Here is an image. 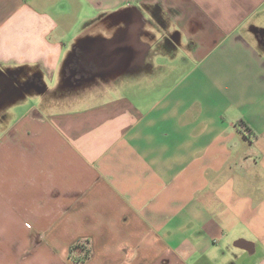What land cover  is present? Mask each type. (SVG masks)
Segmentation results:
<instances>
[{"label":"crops","instance_id":"0c3cea01","mask_svg":"<svg viewBox=\"0 0 264 264\" xmlns=\"http://www.w3.org/2000/svg\"><path fill=\"white\" fill-rule=\"evenodd\" d=\"M0 264H264V0H0Z\"/></svg>","mask_w":264,"mask_h":264},{"label":"flooded vegetation","instance_id":"af4514ba","mask_svg":"<svg viewBox=\"0 0 264 264\" xmlns=\"http://www.w3.org/2000/svg\"><path fill=\"white\" fill-rule=\"evenodd\" d=\"M117 45L119 47L118 53H122V43H118ZM94 50L96 53H99V51H101L100 53H110V52L112 53V51L108 48H105L102 51V50H97V48L94 47ZM76 53H93V51L91 50V47L90 48L84 47L82 49H79ZM76 63H77L75 64L76 67H73V69H75L77 73L76 75H74L76 80L79 81L85 79L91 80L97 77L98 75H103L101 71L102 69H100L98 64H95L94 61L88 56L82 55V58H80Z\"/></svg>","mask_w":264,"mask_h":264},{"label":"rangeland","instance_id":"374dc122","mask_svg":"<svg viewBox=\"0 0 264 264\" xmlns=\"http://www.w3.org/2000/svg\"><path fill=\"white\" fill-rule=\"evenodd\" d=\"M87 92H88V91H87ZM83 93H86V91H83ZM34 95H35V94H31L30 99H34Z\"/></svg>","mask_w":264,"mask_h":264},{"label":"trees","instance_id":"16d2710c","mask_svg":"<svg viewBox=\"0 0 264 264\" xmlns=\"http://www.w3.org/2000/svg\"><path fill=\"white\" fill-rule=\"evenodd\" d=\"M77 248H78L77 246L73 247V248L71 249V252L76 251Z\"/></svg>","mask_w":264,"mask_h":264},{"label":"built area","instance_id":"2783aa9c","mask_svg":"<svg viewBox=\"0 0 264 264\" xmlns=\"http://www.w3.org/2000/svg\"><path fill=\"white\" fill-rule=\"evenodd\" d=\"M27 226H28V227H31V224H30V223H27Z\"/></svg>","mask_w":264,"mask_h":264}]
</instances>
